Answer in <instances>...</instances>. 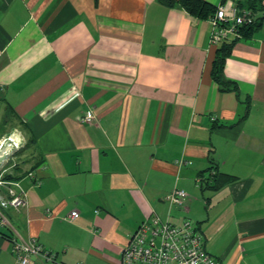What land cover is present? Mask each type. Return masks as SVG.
<instances>
[{"label":"crops","instance_id":"1","mask_svg":"<svg viewBox=\"0 0 264 264\" xmlns=\"http://www.w3.org/2000/svg\"><path fill=\"white\" fill-rule=\"evenodd\" d=\"M210 35L179 3L0 0V139L22 137L11 166L28 192L8 217L57 255L33 264H121L154 215L190 216L220 264H264V20L229 42L238 92L213 78ZM175 188L181 206L165 201ZM0 264H17L5 238Z\"/></svg>","mask_w":264,"mask_h":264},{"label":"built area","instance_id":"2","mask_svg":"<svg viewBox=\"0 0 264 264\" xmlns=\"http://www.w3.org/2000/svg\"><path fill=\"white\" fill-rule=\"evenodd\" d=\"M251 19L252 13L242 11L237 2L223 0L209 18L210 47L217 48L232 39L241 38V28L251 23ZM94 120V113L87 111L81 122L91 124ZM9 136L0 141L5 142ZM22 148L23 145L17 150ZM13 160L9 158L0 171V238L11 243L17 264H33V258L55 263V253L46 250L36 239H23L9 220L8 214L24 206L28 198L22 181L13 178L15 174L12 168L17 166H11ZM177 164L182 166L187 162L180 160ZM25 176L35 187L41 185L36 172L29 171ZM201 185L202 178H198L197 186ZM187 198L188 193L184 189L175 188L166 196L165 201L173 206H181ZM79 217V212L75 211L66 220L74 222ZM204 244L205 238L198 223L187 218L181 225H175L154 215L131 236L122 251L121 264H220L217 258L206 251Z\"/></svg>","mask_w":264,"mask_h":264},{"label":"trees","instance_id":"3","mask_svg":"<svg viewBox=\"0 0 264 264\" xmlns=\"http://www.w3.org/2000/svg\"><path fill=\"white\" fill-rule=\"evenodd\" d=\"M158 2L168 7H172L175 3H179L190 14L199 19H209L214 15L217 9V7L212 6L206 0H158ZM237 5L242 11L252 13L251 23L243 26L240 30L241 38H244L262 26L264 20V0H243L242 2H237ZM231 49L232 44L229 42L219 46L212 74L213 78L219 83L223 91L238 92V87L236 85L229 83L227 80L224 82L223 80L226 79L224 76V67L227 58L231 54ZM13 178L18 179L16 176ZM217 178L218 175L215 173L208 179L202 178V189L214 186ZM211 183H213V185Z\"/></svg>","mask_w":264,"mask_h":264},{"label":"water","instance_id":"4","mask_svg":"<svg viewBox=\"0 0 264 264\" xmlns=\"http://www.w3.org/2000/svg\"><path fill=\"white\" fill-rule=\"evenodd\" d=\"M223 80L226 82V79ZM11 143L9 140H5L2 147H0V171L9 158L15 157L20 152V150L12 147Z\"/></svg>","mask_w":264,"mask_h":264},{"label":"bare ground","instance_id":"5","mask_svg":"<svg viewBox=\"0 0 264 264\" xmlns=\"http://www.w3.org/2000/svg\"><path fill=\"white\" fill-rule=\"evenodd\" d=\"M10 142H12L11 143V145H12V147H14V148H18L17 147V142L19 143V148L23 145V139H22V137L19 135V134H17V133H13V134H11L10 136H9V139H8Z\"/></svg>","mask_w":264,"mask_h":264},{"label":"clouds","instance_id":"6","mask_svg":"<svg viewBox=\"0 0 264 264\" xmlns=\"http://www.w3.org/2000/svg\"><path fill=\"white\" fill-rule=\"evenodd\" d=\"M3 141H0V147H2V145H3ZM17 147H19V143L17 142Z\"/></svg>","mask_w":264,"mask_h":264},{"label":"rangeland","instance_id":"7","mask_svg":"<svg viewBox=\"0 0 264 264\" xmlns=\"http://www.w3.org/2000/svg\"><path fill=\"white\" fill-rule=\"evenodd\" d=\"M3 138H1L0 140H2ZM187 218L191 219L193 222H196L194 219H192L190 216H187Z\"/></svg>","mask_w":264,"mask_h":264}]
</instances>
